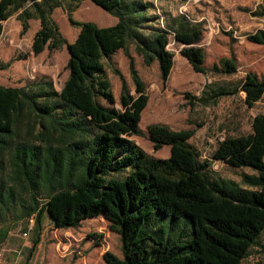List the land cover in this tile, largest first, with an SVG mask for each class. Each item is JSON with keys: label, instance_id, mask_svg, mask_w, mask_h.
<instances>
[{"label": "trees", "instance_id": "1", "mask_svg": "<svg viewBox=\"0 0 264 264\" xmlns=\"http://www.w3.org/2000/svg\"><path fill=\"white\" fill-rule=\"evenodd\" d=\"M80 1L0 0V27L14 14L21 35L28 20L35 19L33 50L52 52L64 46L67 52V74L59 90L44 77L20 86L0 84V223L8 216L12 222L32 217L33 245L45 217L53 227L65 229L99 215L120 242L121 256L106 250L104 264H240L264 230V161L245 158L242 164L249 171L242 170L235 180L209 173L210 161L189 142L192 128L146 125L154 150L169 146L166 157L147 154L130 138L140 134V113L148 99L130 45L144 65L156 61L163 84L173 63L170 40L191 68L203 74L234 73L233 53L206 66L202 21L154 13L148 0H89L116 17L107 26L74 19ZM55 7L77 29L71 41L52 17ZM252 14L264 16V8ZM247 38L264 45V29ZM117 50L127 59L132 86L108 63L119 79L115 99L104 61ZM241 86L263 92L264 75L251 73L226 87L205 85L198 95L183 92V97L189 105H205ZM243 139L264 145V113L253 116ZM237 145L238 136H227L215 153L229 159L238 153ZM153 211L172 219L186 217L190 234L166 243L140 233ZM6 232L0 227V241Z\"/></svg>", "mask_w": 264, "mask_h": 264}, {"label": "rangeland", "instance_id": "2", "mask_svg": "<svg viewBox=\"0 0 264 264\" xmlns=\"http://www.w3.org/2000/svg\"><path fill=\"white\" fill-rule=\"evenodd\" d=\"M83 1L73 10L74 19L88 20L95 24L108 23L105 20H109L111 15L88 0ZM148 1L154 5V13L165 14L169 18L183 14L192 21H202L200 44L205 50V65L209 66L231 52L236 59L237 69L226 75L196 72L175 51L177 46L170 40L173 63L163 84L156 61L144 65L141 56L130 45L134 66L145 83L148 96L140 113V134L131 135L130 138L147 154L166 157L169 146L154 150L147 139L146 125L163 123L172 129L192 128L194 132L189 142L196 147L201 158L210 161L209 173L239 180L242 170L249 171L247 165L242 164L245 158L254 159L257 163L264 161V145L243 139L251 131L253 116L264 113V91L241 86L235 94L221 96L205 105H189L183 92L198 95L205 85L226 87L239 84L242 78L251 73L264 75V45L247 38V34L264 29V16L252 14V11L264 8V0ZM52 17L61 34L67 41H71L77 29L68 24L63 10L55 7ZM33 29L31 22L28 30L20 35V26L14 14L1 23L0 63H7V66L0 67V84L20 86L44 77L50 79L53 87L59 90L67 74L66 49L62 46L52 52H47L44 47L33 50ZM226 31H231V36ZM108 63L120 71L131 87L127 59L121 50H117L109 61H104L112 93L117 99L119 79ZM227 136H238V153L229 159L215 153L218 144ZM7 218L5 224L0 223V227L7 228L6 235L0 241V264H104L102 253L106 250L121 256L119 236L109 229L108 222L102 216L87 217L76 228L65 229L53 227L45 217L37 235L38 240L33 245L32 240L36 237L32 228L33 218H22L15 222L9 216ZM190 231V221L186 217L172 219L157 211L145 218L140 227V233H150L166 243L184 238ZM240 264H264V230Z\"/></svg>", "mask_w": 264, "mask_h": 264}, {"label": "crops", "instance_id": "3", "mask_svg": "<svg viewBox=\"0 0 264 264\" xmlns=\"http://www.w3.org/2000/svg\"><path fill=\"white\" fill-rule=\"evenodd\" d=\"M82 1V0H81ZM84 1H86V2H88L87 0H84ZM83 1V2H84ZM82 3V2H81ZM80 3V4H81ZM80 4H79V6H80ZM78 6V7H79ZM110 15V14H109ZM112 16V15H111ZM14 17H15V15H14ZM162 18V17H161ZM163 19V18H162ZM15 20L16 21H18L16 18H15ZM105 21H107L108 23L107 24H96V25H98V26H107V25H111V24H113L115 21H116V17L115 16H112V17H110L109 18V20H105ZM161 21V20H160ZM33 23V27H34V29H33V32H32V34H31V36L33 35V33H34V31L36 30V28H35V26H36V24H37V26H38V21L37 20H35V19H29L28 20V23H29V26H30V23ZM18 24H19V21H18ZM19 26H20V24H19ZM29 28V27H28ZM28 30V29H27ZM24 34V33H23ZM74 36H75V33H74ZM74 38V37H73ZM1 85H3V84H1ZM4 86H8V85H4ZM10 86H12V85H10ZM166 146V145H165Z\"/></svg>", "mask_w": 264, "mask_h": 264}, {"label": "built area", "instance_id": "4", "mask_svg": "<svg viewBox=\"0 0 264 264\" xmlns=\"http://www.w3.org/2000/svg\"><path fill=\"white\" fill-rule=\"evenodd\" d=\"M156 13H158V12H156ZM160 19H161V18H160ZM169 44H170V43H168V49H169ZM175 51H177V52H178V49L176 48V49H175Z\"/></svg>", "mask_w": 264, "mask_h": 264}]
</instances>
